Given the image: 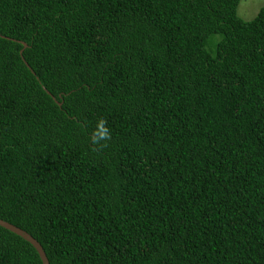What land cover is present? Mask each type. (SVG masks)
<instances>
[{"label":"trees","instance_id":"16d2710c","mask_svg":"<svg viewBox=\"0 0 264 264\" xmlns=\"http://www.w3.org/2000/svg\"><path fill=\"white\" fill-rule=\"evenodd\" d=\"M240 2L0 0V218L50 264H264V4ZM0 264L43 261L0 225Z\"/></svg>","mask_w":264,"mask_h":264},{"label":"rangeland","instance_id":"374dc122","mask_svg":"<svg viewBox=\"0 0 264 264\" xmlns=\"http://www.w3.org/2000/svg\"><path fill=\"white\" fill-rule=\"evenodd\" d=\"M264 4V0H241L238 7V14L244 20H252ZM220 35L215 34L208 45L210 51H215L216 41L220 39Z\"/></svg>","mask_w":264,"mask_h":264},{"label":"water","instance_id":"95a60500","mask_svg":"<svg viewBox=\"0 0 264 264\" xmlns=\"http://www.w3.org/2000/svg\"><path fill=\"white\" fill-rule=\"evenodd\" d=\"M25 46H27L26 43H24ZM21 53H23V50L21 51ZM0 225L15 232L16 234L20 235L21 237H23L25 240L29 241L30 243H32L34 245V247L37 249V251L39 252V255L43 261V264H50L49 259L47 257V254L45 252V250L43 249L42 245L40 244V242L33 237L30 233H28L27 231H25L24 229L8 222L5 221L3 219L0 218Z\"/></svg>","mask_w":264,"mask_h":264},{"label":"clouds","instance_id":"9594fccd","mask_svg":"<svg viewBox=\"0 0 264 264\" xmlns=\"http://www.w3.org/2000/svg\"><path fill=\"white\" fill-rule=\"evenodd\" d=\"M109 135V130L104 126V122L101 121L98 126L97 139H104Z\"/></svg>","mask_w":264,"mask_h":264}]
</instances>
